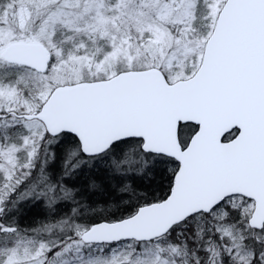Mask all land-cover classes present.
<instances>
[{
    "label": "snow or ice",
    "instance_id": "6c2138e0",
    "mask_svg": "<svg viewBox=\"0 0 264 264\" xmlns=\"http://www.w3.org/2000/svg\"><path fill=\"white\" fill-rule=\"evenodd\" d=\"M0 264H264V0H0Z\"/></svg>",
    "mask_w": 264,
    "mask_h": 264
}]
</instances>
